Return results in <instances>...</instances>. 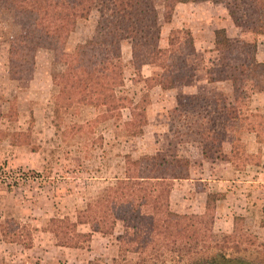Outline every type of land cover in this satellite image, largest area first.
Returning a JSON list of instances; mask_svg holds the SVG:
<instances>
[{
  "label": "trees",
  "instance_id": "trees-1",
  "mask_svg": "<svg viewBox=\"0 0 264 264\" xmlns=\"http://www.w3.org/2000/svg\"><path fill=\"white\" fill-rule=\"evenodd\" d=\"M162 1L163 12L157 0H0V10L13 13L17 24L31 29L10 43V72L19 80L34 77L41 37L32 29L39 15L43 35L54 45V63L64 67L58 76L56 112L92 104L106 108L104 118H120L123 110L129 109L131 117L126 129L130 135H138L147 124L150 95L146 92L135 101L123 94V42L132 43V65L136 71L146 65L161 69L160 74L142 79L148 91L157 86L162 90L174 89L196 76L197 67L191 58L197 50L194 36L187 28L173 29L167 46L162 47L163 22H172L179 3L212 0ZM224 2L233 24L243 33L264 35V0ZM90 9L97 13L96 34L72 54L66 45L78 21ZM235 45L226 29L215 31L216 50H233ZM205 72L209 83L229 82L233 99L229 100L222 92L198 94L189 101L179 96L177 108H184L182 114L193 129L194 140L220 153L223 160L231 161L238 169L245 153L243 143H233L231 153L226 154L225 139L214 136L230 138L232 132L251 128L246 111L253 94L264 93V62L257 58L254 47H248L239 61L207 67ZM190 172L188 156L156 153L138 159L127 157L124 177L85 208L90 232H80L78 223L69 217L53 218L51 231L58 245L80 248L82 244H90L93 233L114 235L117 223L122 221L123 232L117 237L119 253L111 259L114 264H264V243L246 229L242 216L235 217L233 232L219 241L214 224L217 201L223 198L222 194H209L206 211L200 215L179 214L171 209L175 182L190 178ZM254 247L260 250L257 255H239Z\"/></svg>",
  "mask_w": 264,
  "mask_h": 264
},
{
  "label": "rangeland",
  "instance_id": "rangeland-1",
  "mask_svg": "<svg viewBox=\"0 0 264 264\" xmlns=\"http://www.w3.org/2000/svg\"><path fill=\"white\" fill-rule=\"evenodd\" d=\"M224 1L212 0L211 7L200 10L198 14L193 10L192 14L204 16L208 12L212 18L209 29H215L222 23L228 36L236 43L235 48L216 50L211 46L212 34H204L205 38L198 39L197 54L191 58V63L197 67V74L177 86V91H148L142 79L147 73L154 76L162 71L154 65L153 69H146L145 74L142 70L136 71L132 65V43L125 41L123 94L135 101H139L146 92L150 95L147 124L142 133L135 136L126 129V122L131 117L129 109H124L120 118H104L106 108L92 104L56 112L58 76L64 67L54 63V45L43 35L42 17L39 15L32 29L41 37L34 77L19 80L13 75L8 63L10 43L25 36L31 29L17 24L13 13L0 10V264H89L90 260L97 261L96 264H114L111 259L119 253L117 237L123 231L122 221L118 222L114 235L93 243V248H90L92 244H82L80 248L62 249L51 231V220L69 217L72 221L77 220L79 231H89L85 208L88 203L99 200L113 182L124 176L127 157L138 159L145 154L167 153L197 159L202 150L205 154L214 152L194 140L193 129L182 114H185L184 108H177V98L183 96L189 101L198 94L212 95L222 90L232 100L231 84L214 85L218 87L204 84L205 68L237 62L248 47H254L259 60L264 62V35L255 36L235 28L227 21ZM162 2L157 0L161 12ZM184 19L190 21L177 20L175 24L179 27L173 29L183 27L182 22L200 27L198 19L187 15ZM96 22L97 13L90 9L78 21L66 50L76 53L80 45L94 37ZM163 26L167 32V23L163 22ZM167 44L168 37L163 42V45ZM41 106L45 109L52 106L54 119L52 122L44 112V124L41 125L49 127V133L37 127L41 131L34 134V126H38L34 108ZM253 106L252 102L246 111L251 122L249 130H261L264 128V113L256 111ZM14 137L15 141H12ZM214 138L225 139L230 144L243 143L245 153L239 162L241 172L255 160V155L248 152L240 135ZM262 140L264 142V136ZM38 149H41L39 157L36 154ZM37 160L45 162L36 168L34 162ZM115 177L117 179L110 180ZM244 225L256 234L246 222ZM214 232L219 241L227 235L225 232ZM256 235L264 243V236ZM257 251H260L258 247H254L250 252L239 255L251 257L257 255Z\"/></svg>",
  "mask_w": 264,
  "mask_h": 264
},
{
  "label": "crops",
  "instance_id": "crops-1",
  "mask_svg": "<svg viewBox=\"0 0 264 264\" xmlns=\"http://www.w3.org/2000/svg\"><path fill=\"white\" fill-rule=\"evenodd\" d=\"M212 5L213 4H211L210 1L196 2V3L195 2L179 3L175 8V13L172 22L167 23L168 25L167 32H165L164 26L162 28V40H161L162 47L167 46V45L166 46L163 45V42L167 39L172 29L174 27H179L175 24L177 23V20H181L185 22L190 21L184 19L187 15V16H191L192 18L198 19L200 22L199 28L198 27L196 28L191 22L189 23L182 22L181 25L183 27H180V28H187L192 32L195 39L196 50L198 49V39L202 40L203 38H205L204 34H206V36L212 34L211 46L212 48H215V31L222 28L225 29L226 27L222 26L221 23L220 25H218L217 28L209 29V23L211 22L210 19L212 18L211 16H209L208 12L205 13L204 16H201V14L198 16L192 14L193 10H196V14H198L200 10L204 8L207 9ZM227 21H230L231 24L235 28H237L233 24L229 16V13L227 15ZM164 37H166V39H164ZM124 43L125 41L122 44V49L124 47ZM152 66L153 65L144 66L142 68V74H145L146 69L149 68L153 69ZM209 67H213V66H209ZM152 76L153 74L147 73V75H145V78ZM224 83H229V82L209 83L206 78L204 81V84L211 86L221 85ZM214 87H218V86H214ZM176 88L171 90H162L160 87L157 86L154 87L152 90L154 92L165 93V92L177 91ZM221 92L222 90L219 93ZM252 102L254 105L252 108H254L256 111L264 113V93L253 94L251 103ZM44 112H47L48 118H50L51 121L53 122L54 118L52 117L53 114L52 106L47 107L46 109L42 106L40 108H34V117L37 118L36 125H38V126H34V134L35 133L38 134L41 131V130H37V127L42 128V130L45 131V133H49V127L45 128L44 126L41 125L44 124L43 121ZM262 129L260 130L259 128H257V130L252 129V130L232 132V134L234 135H240L242 141L245 142L246 149L248 150V152L255 155V160L250 162V164L247 165L248 169L242 172L239 170V168L235 169L231 161L223 160L220 157V153L215 151L212 153L208 152L207 154H205V152H203L202 150L197 159L194 158L191 159L190 178L177 180L173 186L170 197L171 209L179 214H188V213L203 214L206 211L208 195L222 194L223 198L217 201L214 230L218 232H225L227 234H230L234 230L235 217L242 216L245 219V222L248 224L249 229L255 231V233L260 236H264V142L262 140L264 136V128L262 127ZM226 145H231V146L227 147ZM232 145L233 144H230L229 142H224L223 143L224 153L230 154L232 151ZM38 150L39 151L36 152L37 157H39L41 149ZM44 160L41 162L39 160L34 162V167L39 168L45 162ZM112 179H117V178L116 177L111 178L110 180ZM73 221L77 222V220H73ZM90 231L91 230L87 232ZM105 238L106 236H103L100 233H93L92 241L90 242L92 246H90V248L94 247L93 243L95 242L99 243V241H104ZM58 246L62 249H68V247H63L60 245Z\"/></svg>",
  "mask_w": 264,
  "mask_h": 264
}]
</instances>
